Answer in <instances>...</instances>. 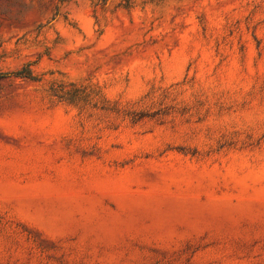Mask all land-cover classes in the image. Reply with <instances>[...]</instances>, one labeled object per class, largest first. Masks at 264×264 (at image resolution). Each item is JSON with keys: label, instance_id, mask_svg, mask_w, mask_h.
I'll list each match as a JSON object with an SVG mask.
<instances>
[{"label": "rangeland", "instance_id": "374dc122", "mask_svg": "<svg viewBox=\"0 0 264 264\" xmlns=\"http://www.w3.org/2000/svg\"><path fill=\"white\" fill-rule=\"evenodd\" d=\"M0 264H264V0H0Z\"/></svg>", "mask_w": 264, "mask_h": 264}]
</instances>
